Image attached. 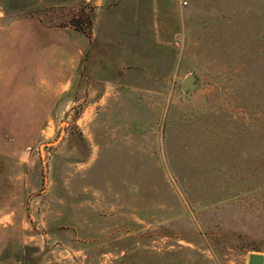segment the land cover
I'll return each instance as SVG.
<instances>
[{"label":"rangeland","instance_id":"1","mask_svg":"<svg viewBox=\"0 0 264 264\" xmlns=\"http://www.w3.org/2000/svg\"><path fill=\"white\" fill-rule=\"evenodd\" d=\"M84 1L0 0V34L38 15L58 23ZM179 4L166 91L140 93L134 107L98 114L92 92L17 91L19 62L0 61L2 79L16 80L0 84V236L12 240L0 260L264 257V0ZM190 74L197 86L183 92Z\"/></svg>","mask_w":264,"mask_h":264},{"label":"crops","instance_id":"2","mask_svg":"<svg viewBox=\"0 0 264 264\" xmlns=\"http://www.w3.org/2000/svg\"><path fill=\"white\" fill-rule=\"evenodd\" d=\"M177 2L85 0L84 13L93 14L86 31L46 23L39 15L15 20L1 27L0 61L19 62L15 83L22 87L17 91L92 92L86 107L99 105L98 114L104 108L134 107L140 93L166 91L172 60L164 50L183 22ZM0 78L4 91L16 81ZM14 240L21 242L22 235ZM11 241L0 236V254ZM0 264H13L12 256Z\"/></svg>","mask_w":264,"mask_h":264},{"label":"water","instance_id":"3","mask_svg":"<svg viewBox=\"0 0 264 264\" xmlns=\"http://www.w3.org/2000/svg\"><path fill=\"white\" fill-rule=\"evenodd\" d=\"M196 81V76L195 75H187L181 82L180 84V88L183 92H186L189 89H193L197 86V84L195 83ZM56 142H52V143H45L43 145H41V155L43 156V147L45 146H49V145H53ZM249 261L250 264H262L264 261V257L261 255H250L249 257Z\"/></svg>","mask_w":264,"mask_h":264},{"label":"trees","instance_id":"4","mask_svg":"<svg viewBox=\"0 0 264 264\" xmlns=\"http://www.w3.org/2000/svg\"><path fill=\"white\" fill-rule=\"evenodd\" d=\"M92 16H93V14L90 12L84 13V8H82L75 15L71 14L67 19L65 18L64 20H61L60 22L58 21V24H65V25L70 24V25H74V26L79 27L82 30L86 31V29L88 27L87 24L92 19ZM47 23H49V22H47Z\"/></svg>","mask_w":264,"mask_h":264},{"label":"built area","instance_id":"5","mask_svg":"<svg viewBox=\"0 0 264 264\" xmlns=\"http://www.w3.org/2000/svg\"><path fill=\"white\" fill-rule=\"evenodd\" d=\"M182 3H183V5H186V1H183Z\"/></svg>","mask_w":264,"mask_h":264}]
</instances>
